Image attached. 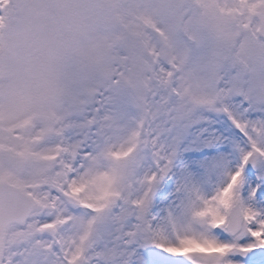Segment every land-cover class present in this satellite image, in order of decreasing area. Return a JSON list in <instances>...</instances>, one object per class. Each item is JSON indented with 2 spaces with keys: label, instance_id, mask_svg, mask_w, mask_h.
Instances as JSON below:
<instances>
[{
  "label": "snow or ice",
  "instance_id": "1",
  "mask_svg": "<svg viewBox=\"0 0 264 264\" xmlns=\"http://www.w3.org/2000/svg\"><path fill=\"white\" fill-rule=\"evenodd\" d=\"M0 264H264V0H0Z\"/></svg>",
  "mask_w": 264,
  "mask_h": 264
}]
</instances>
